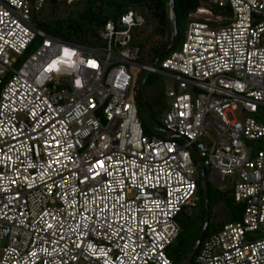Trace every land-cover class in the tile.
Here are the masks:
<instances>
[{"label": "built area", "instance_id": "2783aa9c", "mask_svg": "<svg viewBox=\"0 0 264 264\" xmlns=\"http://www.w3.org/2000/svg\"><path fill=\"white\" fill-rule=\"evenodd\" d=\"M45 4L0 0V264H174L198 165L242 213L196 263L264 264V0H197L160 69L141 66L176 83L156 124L129 72L143 16L85 47L33 24Z\"/></svg>", "mask_w": 264, "mask_h": 264}, {"label": "trees", "instance_id": "16d2710c", "mask_svg": "<svg viewBox=\"0 0 264 264\" xmlns=\"http://www.w3.org/2000/svg\"><path fill=\"white\" fill-rule=\"evenodd\" d=\"M67 1L68 0H46L45 7L50 10L51 13H55L64 5L70 6L67 4ZM82 2L84 3L83 5L85 8L84 12L80 15H83V18L86 17V19L84 18L85 20L81 23L75 22L70 28L81 32L86 25H89L91 27V36L96 38L97 41H100L102 44L103 40L99 37V31L105 27L107 22H117L122 15L127 14L130 11H140L145 15L151 16L152 20L157 24L151 32V35L148 36L143 27L134 29L131 35L129 46L138 51L137 62L152 63L171 38L168 0H79L75 3L81 4ZM104 3H112L115 6L116 12L112 18L103 14L101 8ZM175 4L178 23V38L173 49H176L184 40L190 22L189 15L195 12L198 7L197 0H175ZM180 33L183 35L181 38ZM206 188L209 195L210 223L206 230L204 240L219 232L225 225L238 221L241 218L242 213L241 207L235 203L233 189L231 187H227L223 191H219L216 188L214 189V186H212L208 180L207 171ZM199 191L201 193L200 181ZM217 206L221 207L220 215L216 212L217 214L213 216L212 208ZM178 220L182 231L176 242L168 250V255L173 260L174 264H182L185 261L189 251L194 246L202 227L193 230L192 220L184 215L180 216ZM192 236L194 238L190 245L188 241L190 238L192 239ZM187 264H197L196 257Z\"/></svg>", "mask_w": 264, "mask_h": 264}, {"label": "rangeland", "instance_id": "374dc122", "mask_svg": "<svg viewBox=\"0 0 264 264\" xmlns=\"http://www.w3.org/2000/svg\"><path fill=\"white\" fill-rule=\"evenodd\" d=\"M77 1L79 0H68L67 4L70 6L64 5L55 13H51L50 10L44 7L40 13H35L32 15L33 24L38 29L44 30L46 33L64 41L72 42L76 40L80 41L85 47H101L102 43L91 36V27L89 25H86V27L81 32L70 28V26H73L75 22L81 23L86 19V17H84V19L83 15H80L82 12H84V3L82 2L81 4H77L75 3ZM101 10L103 14H106L111 18L116 12L115 6L112 3H104ZM138 13L143 16L147 22V25L145 24L143 29H145V32L148 34V36L151 35V32L157 26L156 22L152 20L151 16L145 15L140 11H138ZM190 21H192V19H190ZM182 36V33H180V38ZM137 64L140 66H130L129 72L133 76L134 80L137 81V84L141 86L140 102L142 106V112L144 113L145 117H152L151 119L154 124L160 123L162 116L168 111L171 103V99L167 97V93L170 89L175 87L176 83L171 77L161 73H152L147 77V72L144 71L141 66L151 65L152 63L137 62ZM156 68L160 69V62L156 65ZM197 179L201 182L199 175L197 176ZM216 189L221 191V189H219L217 186ZM203 209V195L200 193V202L198 207L193 209L191 215L189 216L182 214L188 217V219L192 220L193 230L202 226L204 220ZM220 211L221 207H214L212 208V215L215 216V214H217L216 212H218L220 215ZM193 238L194 237L192 236V239L190 238L188 241L190 245Z\"/></svg>", "mask_w": 264, "mask_h": 264}, {"label": "water", "instance_id": "95a60500", "mask_svg": "<svg viewBox=\"0 0 264 264\" xmlns=\"http://www.w3.org/2000/svg\"><path fill=\"white\" fill-rule=\"evenodd\" d=\"M168 14H169V20L171 24V38L169 42L165 45V47L157 55V57L154 59V61L152 62L151 64L152 67H155L158 64V62L175 46L177 42L178 23H177L175 0H168ZM123 28L126 29V27H123ZM146 123L150 125L149 120H146ZM161 132L165 133V130L161 129ZM191 151L194 155L195 154L194 150L191 149ZM198 170H199V175L201 179V193L203 195L204 220H203L201 230L196 239V242L194 246L192 247L191 251L189 252L188 256L186 257L185 261L182 264H187L196 257L199 251V248L204 240L206 230L210 223L209 195H208V190L206 188V171L201 165H198Z\"/></svg>", "mask_w": 264, "mask_h": 264}, {"label": "snow or ice", "instance_id": "6c2138e0", "mask_svg": "<svg viewBox=\"0 0 264 264\" xmlns=\"http://www.w3.org/2000/svg\"><path fill=\"white\" fill-rule=\"evenodd\" d=\"M90 63H92V64H93V66H94V62H90Z\"/></svg>", "mask_w": 264, "mask_h": 264}]
</instances>
